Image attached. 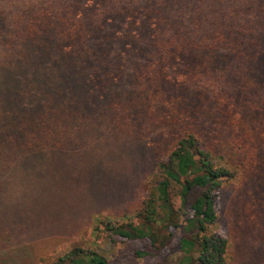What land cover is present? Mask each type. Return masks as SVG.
Instances as JSON below:
<instances>
[{
	"label": "trees",
	"instance_id": "1",
	"mask_svg": "<svg viewBox=\"0 0 264 264\" xmlns=\"http://www.w3.org/2000/svg\"><path fill=\"white\" fill-rule=\"evenodd\" d=\"M126 14L150 19L152 41L128 98L92 107L70 98L47 106L31 118L25 139L0 137V167L19 153L76 146L103 122L137 139L162 129L167 152L145 180L146 196L135 221L125 215L120 225L111 226L96 217L93 241L111 230L120 240L139 238L153 247L160 228L170 236V228L182 222L188 235L179 240L181 264H228L230 231H220L219 194L227 186L243 193L264 176V86L256 84L264 52V0H18L0 8L9 33L5 45L11 49L19 40L38 41L49 31L72 41L85 39ZM219 46L231 51L234 69L211 67ZM191 91L209 92L232 138L234 156L219 153L217 138L197 125ZM134 106L144 112L141 130L131 120ZM233 232L264 242V205L247 202ZM135 253L143 257L148 251ZM38 263L112 264L93 244L42 255Z\"/></svg>",
	"mask_w": 264,
	"mask_h": 264
},
{
	"label": "rangeland",
	"instance_id": "2",
	"mask_svg": "<svg viewBox=\"0 0 264 264\" xmlns=\"http://www.w3.org/2000/svg\"><path fill=\"white\" fill-rule=\"evenodd\" d=\"M10 3L18 0H0V8ZM8 35L0 16L1 139L6 134L25 139L32 117L70 98L88 107L125 100L135 71L152 49L150 19L134 14L114 17L96 35L78 41L49 31L38 41L19 40L11 49L5 45ZM236 66L228 48L214 50L212 68ZM256 84L264 86V52ZM188 99L197 125L217 138L219 153L234 156L232 138L209 92L191 91ZM131 120L141 130L143 110L132 107ZM168 145L162 129L137 139L103 122L76 146L16 155L0 167V264H39L42 255L86 244L98 247L112 264H181L179 240L188 235L182 222L170 228V236L160 228L155 247L139 238L120 240L111 230L101 232L97 241L92 238L96 217H105L111 226L120 225L125 215L135 221L146 196L145 180ZM218 200L220 231H230L228 264H264V242L233 232L247 202L264 205V176L243 193L225 187ZM138 250L148 254L137 256Z\"/></svg>",
	"mask_w": 264,
	"mask_h": 264
}]
</instances>
